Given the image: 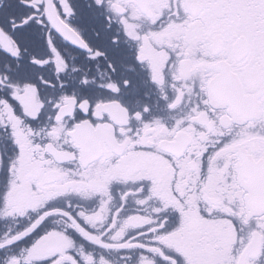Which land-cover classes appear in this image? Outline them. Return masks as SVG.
<instances>
[{
  "label": "snow or ice",
  "instance_id": "snow-or-ice-1",
  "mask_svg": "<svg viewBox=\"0 0 264 264\" xmlns=\"http://www.w3.org/2000/svg\"><path fill=\"white\" fill-rule=\"evenodd\" d=\"M0 264H264V0H0Z\"/></svg>",
  "mask_w": 264,
  "mask_h": 264
}]
</instances>
